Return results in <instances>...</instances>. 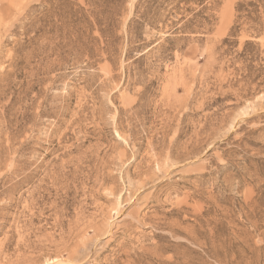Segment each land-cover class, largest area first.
Instances as JSON below:
<instances>
[{
    "label": "rangeland",
    "instance_id": "rangeland-1",
    "mask_svg": "<svg viewBox=\"0 0 264 264\" xmlns=\"http://www.w3.org/2000/svg\"><path fill=\"white\" fill-rule=\"evenodd\" d=\"M38 262L264 264V0H0V264Z\"/></svg>",
    "mask_w": 264,
    "mask_h": 264
},
{
    "label": "bare ground",
    "instance_id": "bare-ground-1",
    "mask_svg": "<svg viewBox=\"0 0 264 264\" xmlns=\"http://www.w3.org/2000/svg\"><path fill=\"white\" fill-rule=\"evenodd\" d=\"M152 180H153V179H152ZM135 201H136V200H135ZM118 207H119V206H118ZM62 210H63V209H62ZM119 211H120V210H119ZM97 215H98V214H97ZM134 215H135V214H134ZM134 215H133V216H134ZM78 217H79V216H78ZM111 217H112V216H111ZM135 218H136V217H135ZM78 219H79V218H78ZM88 220H89V219H88ZM56 221H57V220H56ZM76 221L78 222L79 220H76ZM80 221H81V218H80ZM80 221H79V222H80ZM98 221H99V220H98ZM77 222H76V224H79V223H77ZM82 223H83V221H82ZM82 223H81V224H82ZM56 224H57V223H56ZM99 224H100V223H99ZM88 225H89V224H88ZM93 226H94V225H93ZM87 227H88V226H87ZM94 227H95V226H94ZM73 228H74V227H73ZM88 228H89V227H88ZM77 229H78V228H77ZM77 229H75V230H77ZM90 229H93V228L90 227ZM99 229H100V228H99ZM99 229H97V228L95 229V235H93L94 238H92L93 236H91V238L88 237V238L90 239V241H88V242H91V239H92V243H93V241H95V237H96V239L99 240V238H97V236H100V235H101ZM72 230H74V229H72ZM72 230H71V231H72ZM103 230H104V229H103ZM107 230H108V229H107ZM71 231H70V233H71ZM98 231H99V233H98ZM73 232H75V231H72V233H73ZM85 232H86V231H84V233H85ZM116 232H117V231H116ZM93 233H94V232H93ZM103 233H104V232H103ZM107 233H109V232H107ZM54 234H55V233H54ZM77 234H79V232H78ZM99 234H100V235H99ZM110 234H111V233H110ZM33 235H34V234H33ZM59 235H60V234H59ZM71 235H72V234H70L69 237H71ZM80 235H81V237L83 236L82 234H80ZM80 235H79V236H80ZM72 236H73V235H72ZM75 236H76V235H75ZM75 236H74V237H75ZM69 237H68V238H69ZM74 237H72V240L74 239ZM83 237H84V236H83ZM105 237H106V236H105ZM105 237H104V238H105ZM75 238H76V237H75ZM86 238H87V237H86ZM23 239H24V238H23ZM82 239H84V238H82ZM93 239H94V240H93ZM51 240H52V239H51ZM75 240H77V238H76ZM86 240H87V239H86ZM86 240H82L81 243H80V242H79L80 239H78V241H77L76 243H75V242H74V243L77 244V245H79V243L82 244V243L87 242ZM62 241H64V239H63ZM96 241H97V240H96ZM50 242H51L50 244H52V241H50ZM53 242H55V241L53 240ZM64 242H65V241H64ZM78 242H79V243H78ZM72 243H73V242H72ZM92 243H90V244L92 245ZM56 244H57V243H56ZM62 244H63V243H62ZM68 244H69V243L67 242V245H66V246H68ZM70 244H71V243H70ZM90 244H89V246H90ZM27 245H28V244H27ZM52 245H54V243H53ZM64 245H65V244H64ZM64 245H62L63 247H61V248H64V249H65L66 247H65ZM77 245H76L75 247H77ZM87 245H88V243H87ZM56 246H57V245H56ZM81 246L86 247V243L83 244V245H81ZM89 246H88V247H89ZM61 248H60V249H61ZM67 248H68V247H67ZM77 248H78V247H77ZM93 248H94V247H93ZM75 249H76V248H75ZM78 249H79V248H78ZM62 250H63V249H62ZM94 250H95V248H94ZM84 251H86V250H84ZM70 252H71V251H70ZM70 252H67V251H66L67 254H69ZM62 253H63V252H62ZM62 253H61V254H62ZM64 253H65V250H64ZM74 253H75V251H73L72 256H74V255H73ZM89 253H90V251L87 252V254H89ZM61 254H60V255H61ZM67 254H66V255H67ZM70 254H71V253H70ZM70 254H69V255H70ZM90 254H91V253H90ZM40 255H41V253H40ZM60 255L57 254V256H59V257H60ZM69 255H68V256H69ZM57 256H55V257H57ZM70 256H71V255H70ZM80 256H81V255H80ZM80 256H79V257H80ZM19 257H20V255H19ZM66 257H67V256H66ZM74 257H75V256H74ZM76 257H77V258H76ZM76 257H75V258H76V261H77V259H79V257H78L77 255H76ZM84 257H85V256H84ZM49 258H50V257H49ZM57 258H58V257H57ZM75 258H72V257H71V259H74V262H73V263H75ZM67 259H68V258H67ZM71 259H69V260H67V261H69V262L73 261V260H71ZM80 259H81V261L83 260V258H81V257H80ZM50 260H51V259H50ZM85 260H86V259H85ZM28 261H29V259H28ZM46 261L48 262V260H46ZM81 261H80V263H81ZM31 262H32V261H31ZM31 262H30V263H31ZM33 262H34V261H33ZM53 262H54V261H53ZM60 262H61V261H60ZM64 262H65V261H64ZM83 262H84V261H83ZM34 263H35V262H34ZM36 263H37V262H36ZM62 263H63V262H62ZM62 263H61V264H62ZM71 263H72V262H71ZM71 263H70V264H71ZM38 264H39V262H38ZM40 264H41V263H40ZM43 264H44V263H43ZM45 264H46V263H45ZM63 264H64V263H63ZM66 264H68V262H66Z\"/></svg>",
    "mask_w": 264,
    "mask_h": 264
}]
</instances>
